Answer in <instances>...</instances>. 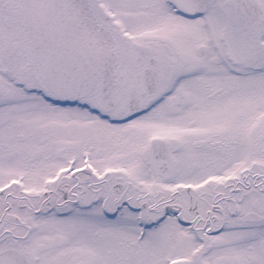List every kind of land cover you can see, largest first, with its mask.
<instances>
[{
    "label": "snow or ice",
    "instance_id": "obj_1",
    "mask_svg": "<svg viewBox=\"0 0 264 264\" xmlns=\"http://www.w3.org/2000/svg\"><path fill=\"white\" fill-rule=\"evenodd\" d=\"M0 264H264V0H0Z\"/></svg>",
    "mask_w": 264,
    "mask_h": 264
}]
</instances>
